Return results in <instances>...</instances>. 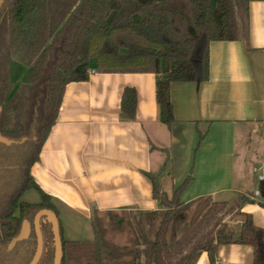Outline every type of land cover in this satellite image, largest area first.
I'll return each mask as SVG.
<instances>
[{"label":"trees","instance_id":"16d2710c","mask_svg":"<svg viewBox=\"0 0 264 264\" xmlns=\"http://www.w3.org/2000/svg\"><path fill=\"white\" fill-rule=\"evenodd\" d=\"M1 1L0 136L14 143H0V264H30L38 246L35 215L48 210L57 217L49 196L35 184L30 170L57 119L66 86L88 81L92 60H96L93 73L158 75L155 98L160 122L170 128L174 122L170 84L205 82L209 43H246L249 3L264 0ZM16 55L28 68L23 80L27 110L25 123L18 121L10 130L8 111L16 113L18 106L16 96L7 100V67L9 58ZM135 110L136 91L126 88L120 111L132 119ZM203 138L199 135L194 153ZM147 176L152 197L161 209L154 239L147 238L140 220L134 246L126 251L105 239L106 231L95 215L92 241H68L58 221L60 264H192L201 253L214 264L217 247L228 244L251 246L253 264H264L263 232L241 212L252 199L239 195L231 203H218L207 197L184 204L179 199L192 181L191 174L171 197L160 192L156 177ZM257 189L264 199V182L258 183ZM29 190L38 193L39 203L20 201ZM138 215L150 222L158 216L157 212ZM233 217L243 219L236 230L228 226ZM24 220L30 224V235L9 251L8 245ZM40 232L43 250L37 264H53L52 225L45 216L40 220Z\"/></svg>","mask_w":264,"mask_h":264},{"label":"crops","instance_id":"0c3cea01","mask_svg":"<svg viewBox=\"0 0 264 264\" xmlns=\"http://www.w3.org/2000/svg\"><path fill=\"white\" fill-rule=\"evenodd\" d=\"M248 15L246 43H209L205 82L170 84V128L160 122L158 75L93 73L84 83L66 86L57 119L30 170L56 209L65 240L78 241L70 235L84 234L90 238L82 241H92L95 215L160 212L147 175L156 177L168 196L166 183L172 195L190 174L181 203L207 197L231 203L247 196L253 203L241 212L264 236V199L253 197L258 183L252 173L264 163V1L250 2ZM95 65L92 60L90 71ZM126 88L136 91L132 119L120 111ZM199 135L204 138L193 153ZM192 264L210 261L201 253ZM214 264H253V248L220 245Z\"/></svg>","mask_w":264,"mask_h":264},{"label":"rangeland","instance_id":"374dc122","mask_svg":"<svg viewBox=\"0 0 264 264\" xmlns=\"http://www.w3.org/2000/svg\"><path fill=\"white\" fill-rule=\"evenodd\" d=\"M8 73H7V93L8 98L7 100L12 97L16 96V105L18 106L17 112L8 111V114L10 115V124L9 129L12 130L16 128L17 122L20 123V125H23L26 121V110H27V103H26V97H27V91L26 87L23 84V80L28 72V68L25 66L21 58L16 55L14 57L9 58V65L7 67ZM7 100L2 103V108L5 107V103ZM19 118V120H17ZM194 153V150H193ZM192 153V154H193ZM194 166V155H192V161H191V168ZM175 169H180V165H174ZM251 176V174H250ZM252 178V176H251ZM171 184L166 183L165 191L168 194L169 197H171ZM21 202L29 203V204H36L40 202V197L38 193L34 190H29L24 192L22 195ZM194 206L191 207L189 216H191L193 212ZM161 212V211H160ZM158 216L153 220L152 222L149 221V218L147 217H140L137 213H123V214H112L108 216H96L97 219L100 221L101 225L105 229V239L118 247H121L125 249L126 251L131 250L134 246V239L139 234V227L138 222L140 220L143 221V230L145 235L149 240H153L155 237V234L158 230L160 221H161V213H157ZM243 223L242 218L233 217L231 218L230 222L228 223L230 226V229L236 230L241 226ZM62 227V225H61ZM187 227V224L182 227V231H184ZM62 233L65 237V234L63 232L62 227ZM69 235V234H68ZM85 237L84 234L82 236H71V239H77L78 241H82L85 237V240H88L90 237ZM68 237V236H67ZM129 258H127L128 260Z\"/></svg>","mask_w":264,"mask_h":264},{"label":"water","instance_id":"95a60500","mask_svg":"<svg viewBox=\"0 0 264 264\" xmlns=\"http://www.w3.org/2000/svg\"><path fill=\"white\" fill-rule=\"evenodd\" d=\"M1 3L2 1L0 0V5ZM0 143L5 144V145H10L14 142L0 136ZM44 216L49 219L52 225L53 242H54L53 264H60L61 258H62V246H61V239H60V233H59V223H58V219L56 215L53 212L48 211V210H41L34 217L33 225H34L35 232L37 234L38 246H37L35 256L30 264H37L42 254L43 242H42V235L40 232V220ZM30 231H31V227H30L29 222L24 220L21 225L18 235L10 241L8 245V250L9 251L12 250L14 246L16 245V243L28 239L30 235Z\"/></svg>","mask_w":264,"mask_h":264},{"label":"built area","instance_id":"2783aa9c","mask_svg":"<svg viewBox=\"0 0 264 264\" xmlns=\"http://www.w3.org/2000/svg\"><path fill=\"white\" fill-rule=\"evenodd\" d=\"M90 74H93V71H90ZM252 173L254 174L257 183L264 182V163L257 167H254L252 169ZM253 197H260V193L258 190L254 192Z\"/></svg>","mask_w":264,"mask_h":264}]
</instances>
